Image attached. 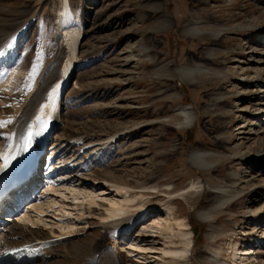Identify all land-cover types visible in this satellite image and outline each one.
Listing matches in <instances>:
<instances>
[{
    "label": "rangeland",
    "instance_id": "obj_1",
    "mask_svg": "<svg viewBox=\"0 0 264 264\" xmlns=\"http://www.w3.org/2000/svg\"><path fill=\"white\" fill-rule=\"evenodd\" d=\"M69 5L83 21L82 44L59 96L60 123L48 130L42 158L57 147L65 150L64 159L71 157L69 165L76 159L72 170L62 166V158L54 161L57 172L46 169L55 180L53 190H94L96 204L77 208L66 191L44 192L46 179L34 193L25 188L24 197L32 200L23 208L38 219L35 227L45 242L36 247L34 264H91L93 253L99 255L93 264H203L208 253L228 259L242 246L254 252L249 264H263L264 116L255 115L264 108V0H69ZM58 9L59 0H0V52L11 44L16 50L7 63L16 72L13 86L0 84V153L19 110L59 56ZM192 18L203 22L202 37L183 35V24ZM190 64L207 71L195 73L189 85L176 69ZM190 111L193 121L186 127ZM98 147L95 156L92 149ZM192 150L207 153L208 169L190 164ZM191 183L196 187L189 188ZM213 187L228 195L220 209L207 212L209 220L199 219V209L220 199ZM110 201L128 212L120 220L101 221ZM39 202L41 209L33 211L30 206ZM3 217L0 227L10 225ZM130 219L135 223L123 233L121 222ZM185 242L186 260L164 255Z\"/></svg>",
    "mask_w": 264,
    "mask_h": 264
},
{
    "label": "bare ground",
    "instance_id": "obj_2",
    "mask_svg": "<svg viewBox=\"0 0 264 264\" xmlns=\"http://www.w3.org/2000/svg\"><path fill=\"white\" fill-rule=\"evenodd\" d=\"M164 17H165L164 18L165 22L170 24V21L167 18V15H164ZM56 20H57L56 22V32L57 33L55 36V41L57 45H60L59 56H57L54 59V61H52L51 64L48 65L47 69L44 71V74L41 80L39 81L37 91L26 100V102L23 104V107L19 110L16 120L14 119V122L10 127L9 132H11V134L9 135V139L7 135L5 136L7 137L6 142L4 141L5 150L3 148L4 152L2 151L3 153L2 152L0 153V176L6 172H9L13 168H16L17 166L21 168L23 166L28 165V161L31 160L30 156L31 155L33 156V154L38 153L39 148L42 146L46 138V135L48 134L47 133L48 130H50L52 126L58 125L60 123V119H58L57 114L61 111L63 102L62 104H61V100L59 102V96H60V93L65 89L64 82L66 80L67 81L69 80L71 73L72 74L74 73V71H72V67L74 65L75 57L77 53L79 52L80 45L82 44L81 43L82 37L80 38V29L81 27H83V21L82 19L80 20V17L75 16L71 12L69 0H59V9H58V13L56 16ZM198 20L197 18H192V19L187 20L183 24V30H182L184 33L183 35L190 36L193 38L202 37L203 34L205 33H203V31L199 29V25L200 23H203V22H200ZM208 36H210L211 39L215 41L218 39L219 35L209 33ZM215 44H213L212 47H215L216 46ZM61 49H62V52H61ZM210 50L212 52L213 48L208 49V51ZM15 53H16V50L14 49L13 44H11L9 48L4 49L0 52V84L4 85L5 87L13 86L12 84L13 78L16 75V72H14L15 70H8L7 63L13 62ZM208 58L210 57L208 56ZM37 68H39V65L34 68V73L31 74V76H34L35 72L37 71ZM176 71L179 74V76L184 80V82L190 85L196 82L194 79L195 73L203 74L207 71V69L203 67L202 64H194V65L190 64V65H183L180 69L179 68L176 69ZM257 79L258 78H256L255 80ZM241 80H244V79H241ZM261 91L262 90H260L259 92L261 93ZM220 97L218 96L217 100H221ZM15 114L16 113H14V115ZM259 114L261 116H264V108L259 109V112L255 115V117L259 118L258 116ZM185 115L187 116V122L185 126L188 127L191 125L193 121L192 112L190 111L188 112V114H185ZM262 120H264V118ZM2 126H5V125L2 124ZM240 127H242V125H238V128ZM9 132L7 131L6 134H9ZM4 142L1 145H3ZM99 149H100L99 147L96 148V151L95 149H92L94 150V154H96L95 156H97L96 152ZM55 151L56 153H54ZM64 151H63V148L57 151V147H52L50 149L51 153L47 154L48 156L47 160H49L50 163L46 168L47 170H49V172L52 170H53L52 172H55L57 169H59V167L54 164L55 159L60 160L62 158L61 162L65 163L64 167L65 168L67 167L69 170H72L75 167L74 165H77L76 159L72 160L73 164L71 165H69L70 163H66L68 162L67 159L71 157L64 159L63 157ZM258 151H261V150H258ZM204 155H207V153H203V151L192 150L189 154L190 164L198 170L208 169L210 165L206 164L203 161ZM31 171H32V168H31ZM227 178L232 179V174L228 172ZM46 181H48L46 182V185H48V187L44 190V192L53 191V192L59 193L62 191L60 189H59L60 191L53 190V187H54L53 183L55 180L53 181L52 177L48 176L46 178ZM196 184L197 183H191L189 188L196 187L195 186ZM64 187H65L64 191H66L72 196L71 199L74 202V206H76L77 208L79 206L81 207L84 205L90 207V205L92 206V204L93 205L96 204V202L94 201V198L96 197L94 190L85 191L83 189H77V188H73L70 186L69 187L64 186ZM113 189L116 192H120V194H123V195L127 194V189L125 187L113 185ZM210 189H211V193L220 195L219 197L220 199L219 200L216 199L217 201L214 204H212L208 210L206 209L203 211V209H199V211L197 212L198 217L199 219H202V220L203 219L209 220L210 214H208L207 212L220 209L222 201L226 199L228 195L227 190L221 187H213ZM44 192L43 194H45ZM24 194H25V188L19 190V196L23 198L25 196ZM61 194L64 196V193H61ZM129 200L125 201L123 199L124 202H127V201L130 202ZM108 204L109 205L107 207H103L104 210L101 213V215H99L100 217L98 216L101 221H105V222L115 221V220H118L124 213L126 214L128 212V209L122 208V206L120 205L121 203L119 201L118 202L110 201L108 202ZM14 208L17 209L18 207L14 206ZM30 208L33 211L37 212L39 209H41V203L39 202L38 204L36 203V205H31ZM19 212H20V215L17 214V217L15 218L13 217L11 218V215H3L4 216L3 219L9 221L10 225H5L3 227H0V232H1L0 233V264H34V260L35 258H37V253H36L37 251L35 252L36 247L45 243L42 241L43 237H42L41 231L39 229H36L35 227V225H37L38 223V219H35L32 216H30L28 209L27 210L25 209L24 212H22V210H20ZM16 220L19 221V223L16 222ZM133 220L134 219L123 220V222H121L123 225V227L121 228L123 233L129 232V230L132 228V226L135 223ZM26 222L30 224L28 226H23V223H26ZM152 224H155V225L157 224L158 227H163L164 229H168L170 227V223L168 222H165L163 226H160L158 222L156 223L154 221ZM174 224L177 225L178 227L185 228V225L183 224L182 220H175ZM70 227H71L70 225L67 226V228H70ZM213 233H214V227L210 226L209 231L207 233V237L211 239L213 237ZM26 240H32L33 243H31L29 246L24 245ZM191 247H192V244H191ZM134 248L136 247L134 246ZM189 248H190L189 242H185L181 244L179 248L166 250L163 253L164 255L170 258H173V259L186 260L187 254L189 252ZM232 253L233 254L228 259H222V260L219 257L213 255L212 253H208L206 255V258H203L202 261H203V264H249V262L255 261L256 259L255 256L254 258L251 257V255L254 252L248 246H242L241 248L234 249ZM100 254H102V252ZM111 254L113 256V251ZM240 256H246V257H240ZM98 257H99L98 254L96 255L93 253L92 256H90V260L87 259V261L93 264L97 260ZM262 262L264 264V261Z\"/></svg>",
    "mask_w": 264,
    "mask_h": 264
},
{
    "label": "snow or ice",
    "instance_id": "obj_3",
    "mask_svg": "<svg viewBox=\"0 0 264 264\" xmlns=\"http://www.w3.org/2000/svg\"><path fill=\"white\" fill-rule=\"evenodd\" d=\"M30 142V141H29Z\"/></svg>",
    "mask_w": 264,
    "mask_h": 264
}]
</instances>
